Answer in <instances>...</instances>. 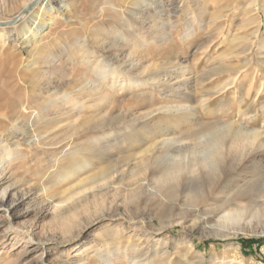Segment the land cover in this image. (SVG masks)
I'll list each match as a JSON object with an SVG mask.
<instances>
[{"label":"rangeland","instance_id":"374dc122","mask_svg":"<svg viewBox=\"0 0 264 264\" xmlns=\"http://www.w3.org/2000/svg\"><path fill=\"white\" fill-rule=\"evenodd\" d=\"M26 1L0 0V20ZM226 1L216 8L204 0L220 18L194 26L197 34L186 40L184 13L194 10L186 0H176L183 9L150 16L141 12L149 0H58L20 46L0 51V147L9 146L12 160L0 184V264H134L142 257L141 264H264V243L250 249L241 242L264 239V144L251 143L264 135V0ZM141 26L162 27L169 41L140 47L135 77L114 82L111 73L128 66L114 63L110 48L126 46L129 32L142 37ZM230 51L232 64L248 63L246 74L239 89L212 95L210 110L199 104L201 90L216 89L229 74L202 86L193 78L181 94L170 92L176 79L200 74ZM105 72L102 90L81 97ZM168 125L169 137L192 147L147 152L148 136ZM115 132H138L142 141L96 156L98 139ZM89 153L95 156L85 163ZM206 162L211 169L202 168ZM173 163L184 168L170 175L163 169ZM105 167L119 174H100ZM215 188L214 199H204ZM225 212L227 225L210 229ZM126 245L137 247L133 261Z\"/></svg>","mask_w":264,"mask_h":264},{"label":"bare ground","instance_id":"6f19581e","mask_svg":"<svg viewBox=\"0 0 264 264\" xmlns=\"http://www.w3.org/2000/svg\"><path fill=\"white\" fill-rule=\"evenodd\" d=\"M34 1L35 0L26 1L23 4V6L20 8L18 13L15 14L14 16H12L10 19L0 20V51L1 52L9 44H13V46H20V44L24 40V34L27 31H29L30 29H32L33 26L39 20H41L44 15H46V14H48L50 12L51 6H52L53 3L58 2V0H41V1L39 0L40 3L38 4V2H39L38 1L37 2L38 5L36 4L37 6L35 5L36 7L34 6L35 8L33 7L34 8L33 10H30L29 12L24 13L25 12L24 10ZM205 1L206 2H212L213 5L216 8H218V6L220 5L221 1H226V0H205ZM233 1H235V2L227 3V1H226L227 4H226L225 7H230L232 4L234 5V3H236L237 0H233ZM186 2H187V5L194 7L193 11L188 12V11L185 10L186 13H184V19H185L184 20L185 21V37L184 38L186 40H188L189 38H191L194 35H196L197 32H198L196 29L193 28L194 26L200 24L201 28L204 27L205 26L204 22L208 19V17L210 19V21H209L210 24H214V23H216V20L218 18H220V16H215L213 12H208L209 11V8H208L209 5L207 6V8H206V6L204 7L203 3L206 5L204 0H186ZM153 9H155V13L159 14V12L157 10H159V11H161V10L162 11H165V10L166 11L178 10V9H183V6L182 5L179 6L177 4L176 0H149L148 7L145 10L143 9L141 12L144 15H149V14L152 13L151 11H153ZM207 14H209L210 16H207ZM18 16H22V22L20 24L12 23L14 21V19H16ZM53 23H55V22H53ZM53 23H51V24H53ZM141 23L142 22H140V24ZM141 25H143V24H141ZM141 28L143 29V31H141V32H143L142 37L136 35L137 33L135 34L134 31H133L134 34H133V32H129L128 31L129 34H130L129 35L130 38H129V40L126 43V46H125V44H123V45H118L115 48H110L112 61L114 63H116L117 65L123 66L124 64H127V66H128V69L126 67L125 70H122V71L114 70L111 73L112 74L111 77L113 78L114 82H119L121 79L124 80V78H126L128 75L135 77L134 71L137 70V65H138L136 63L137 58L135 56L136 55L135 52L140 47H146L150 43L168 42L169 41V37L166 35V33L161 31L162 27L161 28L160 27H156L154 29L153 28L144 29L141 26ZM216 31H218V32H216V34H214L215 36L213 35L211 37V39H214V37H216L218 35V33H220V27H217ZM262 44H263V47H264V40H263ZM197 49L199 50V49H203V48L202 47H198ZM246 51H247V49H244L241 52L245 53ZM46 53H47V49L46 48H43L42 50H40V53H39L40 54L39 55L40 60L46 58L45 57ZM234 54H235L234 51H230L229 53H226V55H224L223 57H220L219 60H217V61L214 60L213 61L214 63L211 62L212 64L209 65V68L204 70V71H202V72H200V74L195 73V75H193V76L190 75L189 77H186L184 79H182L183 76H184V75H182L181 79L178 78V79L175 80V82H180V84H178V85H176V83L170 84L171 87H172L170 92L181 94V85L184 83L183 85L185 86L186 84L191 82V80L193 78H195V86H198V85L202 86L207 81L212 80V78L214 76L221 75V74H229V76H230V79H228L229 81H225V83L221 82V83L217 84L216 89H214V90L206 89V90H203V91L201 90V92L199 91L200 93L204 92V94L202 93L203 96L201 97V100H200L199 104L204 108V110H210L209 107H208V103H209V100H210L212 95L221 94V92L226 91V89H229L230 86L231 87L237 86L238 87L237 89L240 88V83L241 82H239V81H240V78L242 76H244V74H246L245 72H246V69L248 68L247 67L248 63L232 64L231 63V59L233 57H235ZM182 63L183 62L181 61V64ZM263 64H264V61H263ZM177 66H180V65L177 64ZM183 67L185 68V65H183ZM178 68H177V71H178ZM111 69H112V67H111ZM181 72H183V69H182ZM192 73L193 72L191 71L190 74H192ZM107 76H108V74H107V72H105L102 75L101 81L102 80L103 81L107 80ZM176 77L177 76H175V78ZM179 77H181V76H179ZM101 81H100V79L95 80V86L92 89H90V90L88 89V90L82 92L81 93L82 95H80V96L84 97L85 95H87L89 93L100 92L102 90L103 85H104L103 81L102 82ZM165 82H166V84L168 83L167 85H169V83H171V80L170 79L169 80H165ZM175 95H177V94H175ZM185 95H186V92H185ZM65 105L70 107L71 106V100L69 102L65 101ZM178 108L183 110V111L185 110V112H187L189 109H194V107H192V106H181V107H178ZM222 108L218 107L217 111L221 112ZM42 120H43V116L42 117H36V119L31 122L32 126L40 124L42 122ZM174 121L177 122V120H174ZM167 127L168 128L165 129V131H163L162 134L152 133V134H150L148 136L147 142H149L150 145H149V147L147 149V152H149V153L151 152L153 155H155L157 153L162 154L163 150H165V149H170L171 150L173 148V151L181 152L186 147L187 148L192 147L191 145H185L178 138H174L173 136L169 137L170 135L173 134V132L171 131L169 125ZM33 128H34L33 131H35L36 130L35 127H33ZM213 132H215V131H211L210 133H213ZM202 139H203V136H200V137L196 138V141L198 140V142H202ZM141 141L142 140L139 138V133L138 132H134L133 134H130L129 137L126 136V135L119 134V133L115 132V134H112L111 137L106 136L105 138L101 137V138L98 139V142H100L99 143L100 146H99V148L97 150V151H99V154H97L96 156L100 155L99 157L101 158V155H104L105 151L108 148L115 147V146H117L120 143H123V142H131V143L138 142L139 143ZM55 143L56 142H51L50 144L54 145ZM251 143L253 145H263L264 144V135L262 133L256 135L254 140H252ZM8 149H9V146H7V151H4L3 148L0 147V154H1L0 184H2V185L7 180L6 172H7L8 168L10 167V165L12 164V160H9V161L7 160L8 155L10 154V151ZM92 152L93 151H91V153ZM91 153H89L90 155H85V156H87V157H85V161H84L85 163L90 162L91 158L95 156V155H92ZM83 155H84V153H83ZM74 161H75V164L77 165L80 160H78L76 158ZM80 163H82V162H80ZM183 168H184L183 164H181V163H173V164L165 165L163 170H165L166 172L170 173V175H172L175 172H177V171H179L180 169H183ZM202 168L206 170V169H209V168L211 169L212 167H211V164L209 162H206L205 164L202 165ZM101 171L102 172L100 174H103V175H106V176L116 175L115 173H118V171L113 172V170L107 169L106 167L104 169H102ZM79 187H81V185ZM216 189L217 188H215V190H212V192H210L209 195L204 196V199H206L208 201L214 199V197H212V196L216 193ZM7 194H8V187L5 188V191H4L3 195H2L3 198H5L7 196ZM218 201H220V199ZM229 217H230V212H225V214L222 215V216L220 215L219 218L216 220V223L214 225H210L209 228L210 229H215V228L216 229H222L223 227H225L227 225L226 220ZM208 221H209V218H207V220H206L207 224L209 223ZM137 245H139V244H137ZM136 249H137V247H134V246L130 247V245H126L125 249L123 250V254H124L125 258L128 259V260L133 261V257H131L130 254L132 252H134ZM140 251H142V248H140L138 250V252H140ZM155 253L158 254L159 250L155 251ZM143 255L145 256V260H146L148 258V253L146 252ZM141 259H138V260H140V264L142 262ZM138 260L134 261V264H139ZM107 262H108V256L105 258V263H107ZM108 264H110V263H108ZM146 264H152V263H151V261H148V262H146ZM167 264H170V263H167Z\"/></svg>","mask_w":264,"mask_h":264},{"label":"trees","instance_id":"16d2710c","mask_svg":"<svg viewBox=\"0 0 264 264\" xmlns=\"http://www.w3.org/2000/svg\"><path fill=\"white\" fill-rule=\"evenodd\" d=\"M242 244L246 246L247 248H252V246H255L257 249L260 248V246L264 243L263 238H244L241 240Z\"/></svg>","mask_w":264,"mask_h":264},{"label":"water","instance_id":"95a60500","mask_svg":"<svg viewBox=\"0 0 264 264\" xmlns=\"http://www.w3.org/2000/svg\"><path fill=\"white\" fill-rule=\"evenodd\" d=\"M39 0H35L32 4H30L24 11V13L29 12L31 9H33V7L37 4Z\"/></svg>","mask_w":264,"mask_h":264}]
</instances>
